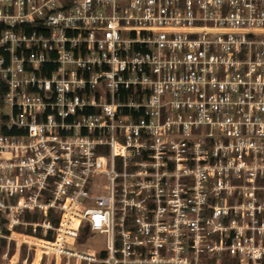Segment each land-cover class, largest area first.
Segmentation results:
<instances>
[{
	"label": "built area",
	"instance_id": "built-area-1",
	"mask_svg": "<svg viewBox=\"0 0 264 264\" xmlns=\"http://www.w3.org/2000/svg\"><path fill=\"white\" fill-rule=\"evenodd\" d=\"M0 83L4 264H264V0H0Z\"/></svg>",
	"mask_w": 264,
	"mask_h": 264
},
{
	"label": "rangeland",
	"instance_id": "rangeland-1",
	"mask_svg": "<svg viewBox=\"0 0 264 264\" xmlns=\"http://www.w3.org/2000/svg\"><path fill=\"white\" fill-rule=\"evenodd\" d=\"M18 231L22 232L24 234L30 233L29 227H27L26 229H24V228L19 229ZM86 238H87V235H85L84 233L80 234V238H79V241H78L79 245H78V248H77L78 251H85L87 248L97 249V248H99L101 246L102 240H103L101 236H94V237L90 238L84 244ZM81 244H84V245H81ZM7 250H8V255H10L14 251V246H13L12 243L9 245V247H6L5 245L0 244V264H4L6 262V259L3 257L2 254L4 252H6ZM25 254H26V247L23 246L22 250H21V258L25 257ZM226 262L227 261H225V263ZM82 264H84V263H82Z\"/></svg>",
	"mask_w": 264,
	"mask_h": 264
},
{
	"label": "trees",
	"instance_id": "trees-1",
	"mask_svg": "<svg viewBox=\"0 0 264 264\" xmlns=\"http://www.w3.org/2000/svg\"><path fill=\"white\" fill-rule=\"evenodd\" d=\"M4 92V86L2 85V83H0V120L2 118L1 115V110H2V94Z\"/></svg>",
	"mask_w": 264,
	"mask_h": 264
}]
</instances>
